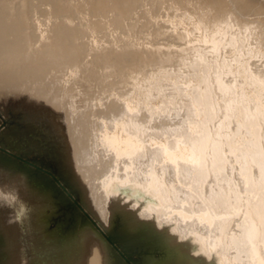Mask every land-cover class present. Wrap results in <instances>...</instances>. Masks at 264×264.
<instances>
[{
  "label": "bare ground",
  "instance_id": "obj_1",
  "mask_svg": "<svg viewBox=\"0 0 264 264\" xmlns=\"http://www.w3.org/2000/svg\"><path fill=\"white\" fill-rule=\"evenodd\" d=\"M0 264H264V0H0Z\"/></svg>",
  "mask_w": 264,
  "mask_h": 264
},
{
  "label": "rangeland",
  "instance_id": "obj_2",
  "mask_svg": "<svg viewBox=\"0 0 264 264\" xmlns=\"http://www.w3.org/2000/svg\"><path fill=\"white\" fill-rule=\"evenodd\" d=\"M2 120H3L4 122H6V123H11V124L15 123V121H12V119H11V121H10L9 119L6 120L5 118L2 117Z\"/></svg>",
  "mask_w": 264,
  "mask_h": 264
}]
</instances>
